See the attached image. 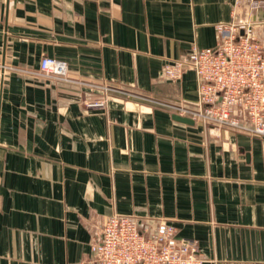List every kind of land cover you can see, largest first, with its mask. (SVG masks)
<instances>
[{"label":"crops","instance_id":"1","mask_svg":"<svg viewBox=\"0 0 264 264\" xmlns=\"http://www.w3.org/2000/svg\"><path fill=\"white\" fill-rule=\"evenodd\" d=\"M232 21L264 42L249 0H0V264H85L114 213L167 221L203 264H264V138L176 120L198 79L163 74Z\"/></svg>","mask_w":264,"mask_h":264},{"label":"built area","instance_id":"2","mask_svg":"<svg viewBox=\"0 0 264 264\" xmlns=\"http://www.w3.org/2000/svg\"><path fill=\"white\" fill-rule=\"evenodd\" d=\"M242 0H233L239 5ZM252 8L264 0H249ZM241 23L218 25L215 47H192L164 66V76L178 79L184 68L198 79L194 107L168 104L181 116L213 129L227 128L264 138V42L240 33ZM66 63L51 57L40 61L41 73L67 80ZM108 90V89H106ZM101 107L102 101L88 104ZM91 242L85 264H203L196 243L177 235L165 220L140 222L129 214L104 215Z\"/></svg>","mask_w":264,"mask_h":264},{"label":"water","instance_id":"3","mask_svg":"<svg viewBox=\"0 0 264 264\" xmlns=\"http://www.w3.org/2000/svg\"><path fill=\"white\" fill-rule=\"evenodd\" d=\"M173 116H174V118L176 120L181 121V122H184V123L192 124L194 122L191 118H189L187 116H181L179 114H174Z\"/></svg>","mask_w":264,"mask_h":264}]
</instances>
